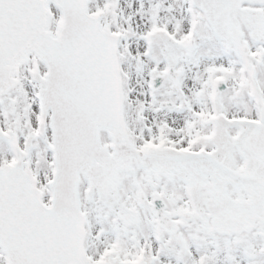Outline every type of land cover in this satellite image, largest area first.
I'll use <instances>...</instances> for the list:
<instances>
[{
    "label": "snow or ice",
    "instance_id": "1",
    "mask_svg": "<svg viewBox=\"0 0 264 264\" xmlns=\"http://www.w3.org/2000/svg\"><path fill=\"white\" fill-rule=\"evenodd\" d=\"M0 264H264V0H0Z\"/></svg>",
    "mask_w": 264,
    "mask_h": 264
}]
</instances>
